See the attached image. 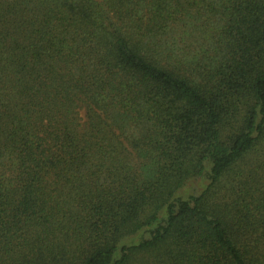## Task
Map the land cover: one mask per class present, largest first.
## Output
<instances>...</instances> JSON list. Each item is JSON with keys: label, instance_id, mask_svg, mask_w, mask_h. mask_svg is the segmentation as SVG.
Returning a JSON list of instances; mask_svg holds the SVG:
<instances>
[{"label": "trees", "instance_id": "16d2710c", "mask_svg": "<svg viewBox=\"0 0 264 264\" xmlns=\"http://www.w3.org/2000/svg\"><path fill=\"white\" fill-rule=\"evenodd\" d=\"M0 264H264V0H0Z\"/></svg>", "mask_w": 264, "mask_h": 264}, {"label": "rangeland", "instance_id": "374dc122", "mask_svg": "<svg viewBox=\"0 0 264 264\" xmlns=\"http://www.w3.org/2000/svg\"><path fill=\"white\" fill-rule=\"evenodd\" d=\"M192 183L193 184H190L188 186V188H187L188 190H192L193 188L199 189V188H201L204 185V182L202 180H198V179H196V180L193 179ZM185 193H187V192H185Z\"/></svg>", "mask_w": 264, "mask_h": 264}]
</instances>
